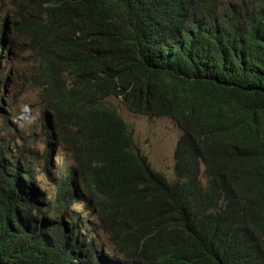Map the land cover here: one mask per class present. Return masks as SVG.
<instances>
[{
    "label": "trees",
    "instance_id": "trees-1",
    "mask_svg": "<svg viewBox=\"0 0 264 264\" xmlns=\"http://www.w3.org/2000/svg\"><path fill=\"white\" fill-rule=\"evenodd\" d=\"M9 3L46 126L0 101V264H264V0ZM109 97L178 127L172 180Z\"/></svg>",
    "mask_w": 264,
    "mask_h": 264
},
{
    "label": "rangeland",
    "instance_id": "rangeland-1",
    "mask_svg": "<svg viewBox=\"0 0 264 264\" xmlns=\"http://www.w3.org/2000/svg\"><path fill=\"white\" fill-rule=\"evenodd\" d=\"M13 16L14 8L10 5L9 0H0V26L4 17L12 19ZM8 32L6 43L10 41V45L7 48V44H5L4 50L0 53V76L5 79L4 91L0 93V101L3 105L13 106L8 111L9 118L15 123L20 137V140L17 139L15 134V145H24L25 152V148L33 147L38 153L43 147L42 128L46 126V121L41 114L37 97L38 90L29 84L33 62L28 52L25 51L24 43L15 36L12 26L9 27ZM24 105H28L32 112L23 113L22 107ZM105 106L113 109L125 123L128 132L131 134L134 149L138 155L146 160L150 169L162 175L166 180H172V154L180 135V130L174 122L165 117L156 118L130 113L115 97L107 98ZM0 107H2L1 103ZM33 116L36 117L34 123L29 125L24 122ZM49 157L53 165L59 161L65 163L70 161L68 154L58 151L55 147L50 152ZM50 162L49 165H51ZM31 167L37 173L38 170L32 165ZM76 209L78 208L76 207ZM101 243L106 251H110L104 237H101Z\"/></svg>",
    "mask_w": 264,
    "mask_h": 264
},
{
    "label": "clouds",
    "instance_id": "clouds-1",
    "mask_svg": "<svg viewBox=\"0 0 264 264\" xmlns=\"http://www.w3.org/2000/svg\"><path fill=\"white\" fill-rule=\"evenodd\" d=\"M2 91H4V90H2ZM126 108V107H125ZM22 112L23 113H31L32 112V109L28 106V105H24L23 107H22ZM35 120H36V117H32V118H29V119H27V120H25L24 122L25 123H27V124H29V125H31L32 123H34L35 122ZM122 120V119H121ZM46 121V120H45ZM178 139V138H177Z\"/></svg>",
    "mask_w": 264,
    "mask_h": 264
}]
</instances>
